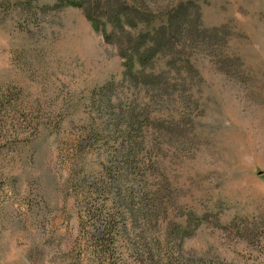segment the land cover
I'll return each mask as SVG.
<instances>
[{"label": "rangeland", "instance_id": "rangeland-1", "mask_svg": "<svg viewBox=\"0 0 264 264\" xmlns=\"http://www.w3.org/2000/svg\"><path fill=\"white\" fill-rule=\"evenodd\" d=\"M126 2L195 30L152 84L104 1L0 0V264H264V0Z\"/></svg>", "mask_w": 264, "mask_h": 264}, {"label": "trees", "instance_id": "trees-1", "mask_svg": "<svg viewBox=\"0 0 264 264\" xmlns=\"http://www.w3.org/2000/svg\"><path fill=\"white\" fill-rule=\"evenodd\" d=\"M61 4L66 7H76L84 9L87 17L90 21L94 23V28L96 30H103V24L99 21L97 17V12L101 8V2L104 1L105 6H103V17L105 19L104 23H109L112 25V31L108 32L107 29H104V39L107 43L111 44L116 38V35L121 30L120 38L125 39L124 45H121V55L125 60V68L126 73L131 77H142L144 75L145 83L152 84V77L154 74L150 73V75L146 76V68L150 66L153 60L159 54H165L167 49H175L178 47V41L180 39H184L185 44L188 41V37L194 34V29L191 28L187 30V26L191 20H189L187 9L183 8L182 5L177 6L171 9L166 14H153L154 12H146V11H134V17L131 14V11L136 7L133 5L127 4L126 1L122 0L121 4H118L120 0H60ZM116 4V6L111 5V3ZM109 4L110 6L106 5ZM94 5V10H91L90 5ZM97 6V8H96ZM109 7V9H108ZM107 9V10H106ZM151 11V10H149ZM96 16V17H95ZM200 17V16H198ZM97 18V19H95ZM200 20V18H198ZM99 21V22H98ZM222 29H212V36L217 37L219 32ZM133 31L135 32L133 34ZM195 35V34H194ZM213 38V37H212ZM189 42V41H188ZM125 47V50L123 48ZM189 47V46H187ZM136 70H138L136 72ZM146 77L148 79H146ZM148 81V82H147ZM151 81V82H150ZM134 128L132 124L129 126L127 135L125 136V141L120 144L119 148L116 149L115 154L117 157L124 158L127 167H134L133 163L136 158L139 157V149L136 150L137 139L134 137H130V131ZM112 172V171H110ZM126 173V169L124 165H119L117 174L118 177L115 178V182H119L122 180L123 174ZM114 215H109L107 224H102L103 229H101L105 235L110 236V229H112L113 225L111 222L113 221ZM99 229V227H97ZM181 228V227H180ZM114 229V228H113ZM107 232V233H106ZM112 236V235H111ZM103 246L108 242V239L101 240ZM105 252H110L109 249H106ZM149 253H152V250H148ZM150 262H153L154 256L149 259Z\"/></svg>", "mask_w": 264, "mask_h": 264}]
</instances>
